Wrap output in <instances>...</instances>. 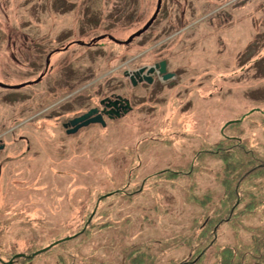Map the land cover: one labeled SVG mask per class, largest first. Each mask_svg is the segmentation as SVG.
Instances as JSON below:
<instances>
[{"label": "rangeland", "instance_id": "obj_1", "mask_svg": "<svg viewBox=\"0 0 264 264\" xmlns=\"http://www.w3.org/2000/svg\"><path fill=\"white\" fill-rule=\"evenodd\" d=\"M114 1L106 2L107 15ZM142 3L152 12L158 0ZM41 9L52 10L53 0H0L2 80L15 83L32 75L25 67L13 65L16 70L3 75L8 57L6 29L41 25V20L50 25V16H37ZM124 16L131 20L134 15ZM147 18L140 16L139 24L123 22L119 35L138 31ZM157 18L154 27L138 39V50L136 45L107 49L113 60L94 63L95 78L106 77L103 96L109 95L121 78L116 73L109 75L120 65L116 59L129 60L137 51L147 54L130 64L131 68L168 59L170 68L181 77L167 88H140L136 112L108 129L92 128L68 137L60 127V141L52 147V155H42L48 162L41 178L20 179L11 201L16 209L0 224L6 250L47 247L58 239L75 237L57 249L70 253L74 264H121L131 246L153 243L146 253L154 264H180L190 253L187 247L163 251L158 243L190 236L205 215L200 200L211 192L210 208H214L225 194L221 177L216 175L224 166L209 154L211 149L242 137L264 155V0H163ZM105 19L109 24L111 17ZM17 36L14 42L19 41ZM25 91L0 89V113L12 110L13 99L26 95ZM65 103L60 102V121L75 115L66 110ZM234 121L238 126L228 127ZM75 141L79 142L75 145ZM166 171L173 176L161 175ZM194 195L197 202L189 199ZM56 208L59 218L51 222ZM89 214L94 215L91 226ZM41 216L49 221H42ZM259 226L264 228L260 214L246 216L239 226L224 225L218 244L236 245V235L240 242L249 243L250 233L244 227ZM214 253L209 251L205 264L214 263ZM132 254L137 256L139 248Z\"/></svg>", "mask_w": 264, "mask_h": 264}, {"label": "flooded vegetation", "instance_id": "obj_2", "mask_svg": "<svg viewBox=\"0 0 264 264\" xmlns=\"http://www.w3.org/2000/svg\"><path fill=\"white\" fill-rule=\"evenodd\" d=\"M108 1L110 0H53L52 10L41 9L37 12L38 17L50 16V25H45V21L41 20V25L6 29L8 57L5 59L7 65L2 69L3 75L20 66L25 67L27 74L29 72L32 75L15 83L0 78V89L5 92H27L26 95L13 99L15 105L12 110L0 113V224L6 222V218L16 209L11 201L22 183L20 179L26 176L36 177L37 180L41 178L44 173L41 169L48 162L42 155L44 152L45 158L52 155V147L60 141V127L64 131L63 135L68 137L82 135L92 128L108 129L112 124L123 122L136 112L140 99L136 92L140 88L146 85L167 88L171 85L169 82L181 77L177 70L170 68L168 59H157L149 65L131 68L130 64L138 62L140 56L147 54L139 55L137 51L136 57L129 60L124 61V57L116 59L120 65L109 75L116 73L122 79L118 78L114 90L103 96L105 85L102 81L106 77L95 78L92 65L98 61L113 60L111 54L107 53L111 46L133 48L136 45L138 50V39L154 27L163 8L162 1L154 22L141 35H136L152 20L157 6L149 12L141 4V0H116L111 2L112 11L107 15ZM131 6L132 10H128ZM129 12L134 15L131 20H127V16L123 17L124 14L129 16ZM114 13L115 16L110 15ZM136 15L138 21L140 16L148 17L142 28L127 37L120 36L124 29L123 22L138 23L135 21ZM106 17H111L109 24ZM129 32L126 28L125 33ZM14 35H18V42H14ZM163 70L166 71L161 73ZM172 74L176 78L164 80ZM98 85L99 89L94 90ZM117 87L128 89L120 92L115 89ZM62 100H66V110L75 113L65 121H60L59 116ZM79 119L83 120L74 124ZM86 122L89 124L85 125ZM78 142L75 141V145ZM30 153L32 155L26 159ZM23 165L25 168H22ZM52 212L54 216L51 222L59 218L57 208ZM91 216L93 215L89 214L87 223L93 222ZM44 219L49 221L46 217L42 221ZM1 236L0 264H74V257L70 253H60L57 250L71 237L58 239L47 247H30L13 252L5 249ZM206 257L203 258L204 263ZM195 262L188 256L183 260V264Z\"/></svg>", "mask_w": 264, "mask_h": 264}, {"label": "trees", "instance_id": "obj_3", "mask_svg": "<svg viewBox=\"0 0 264 264\" xmlns=\"http://www.w3.org/2000/svg\"><path fill=\"white\" fill-rule=\"evenodd\" d=\"M232 125L238 126V123L234 121L228 127ZM236 129L244 132L241 128ZM252 148L249 140L237 137L220 142L219 146L216 145L211 149L209 154L219 158L224 166L221 172H216V175L221 177L219 178L224 184L225 194L223 193L219 204L214 208H210L213 205L211 192L202 198L199 203L205 208V215L196 223L195 226L198 227H195V232L191 233V237L181 235L179 239L169 243L160 241L158 246L161 250L187 247L190 250L188 258L196 260L194 264H205L203 258L211 249L215 252L212 264H264V228L262 226L244 227L250 233L249 243L240 242L239 236L236 235V245L220 246L218 244L220 229L224 225L239 226L248 215L260 214L264 218V155ZM196 166L198 169V165ZM165 174L173 176L167 171L161 175ZM121 196L133 197L134 193ZM196 197L194 195L189 199L197 202ZM92 224L90 223V226ZM150 245L154 244L131 246L127 250L126 260H123L121 264H127L129 259H131L130 264H154V259L146 253L152 247ZM137 248H139V254L135 256L132 251ZM180 264H183V261Z\"/></svg>", "mask_w": 264, "mask_h": 264}, {"label": "water", "instance_id": "obj_4", "mask_svg": "<svg viewBox=\"0 0 264 264\" xmlns=\"http://www.w3.org/2000/svg\"><path fill=\"white\" fill-rule=\"evenodd\" d=\"M162 1H163V0H158L157 11H156L154 17H153L152 20L147 24V26H146L142 31L138 32L136 35H141V34H142L143 32H145V31L148 29V27L154 22V20L156 19L157 15H158V13H159V11H160V8H161V6H162ZM164 71H166V70L161 71V73H164ZM170 78H172V79H173V78H176V75H174V74L169 75V76L165 77L164 80H168V79H170ZM90 114H91V113H90ZM90 114H89V115H90ZM80 120H83V119L75 120V121H74V124H77ZM88 124H89V122H86V123H85V125H88ZM76 130H77V129H76Z\"/></svg>", "mask_w": 264, "mask_h": 264}]
</instances>
